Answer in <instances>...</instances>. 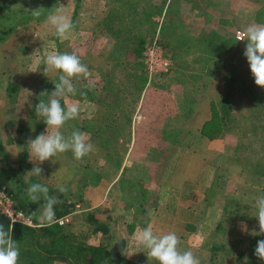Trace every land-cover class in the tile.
Returning <instances> with one entry per match:
<instances>
[{"label": "rangeland", "instance_id": "rangeland-1", "mask_svg": "<svg viewBox=\"0 0 264 264\" xmlns=\"http://www.w3.org/2000/svg\"><path fill=\"white\" fill-rule=\"evenodd\" d=\"M48 1L34 0L30 5L35 9ZM75 1L58 0L56 5L65 6V14L71 19ZM183 1L189 2L178 0L175 3L174 0L172 7H165L160 16L155 12L162 9L168 0H80L81 7L72 20L75 29L63 39L56 35L59 42L51 37L53 31L48 36L37 34V28L33 27L35 24L29 23L19 28L0 46V128L10 155L14 158L22 155L32 163L27 172L36 165L40 166L43 169V181L55 187L65 186L71 198L79 203L68 220L73 222L72 228L76 234L88 243H113L117 238L125 237L128 241L126 255L129 258L149 260L148 250L137 243L136 235L151 224L157 235L175 232L180 237V249L191 250L201 264H220L223 260L228 264L231 260L226 258L216 257L215 261L210 258L209 247L217 237L213 230L219 220L220 210L211 199L207 202L205 195L213 166L229 164L226 154L233 142L244 137L241 129L248 127L242 123L249 124L250 120L245 119L240 129L217 139L203 136L201 127L205 118L211 117L212 100L218 106L221 105V92L225 86L222 71L226 72L234 63L237 65L236 70L242 73L236 81L237 89L246 86L253 77L248 64L240 62L247 42H239L235 38L236 42L231 45L234 50L232 53L216 58L213 56L214 59L206 61L194 59L198 51L186 54L184 49L174 51L172 45H176L185 33L193 34L194 30L189 28L192 22L202 25L209 22L207 26L215 28L221 23L222 37L226 39H232L238 30L243 31L250 24L264 25V0H190L185 10L181 6ZM204 2L211 5L209 13L202 12L203 6L208 5H203ZM23 4L15 6L18 13L20 9L23 10ZM43 29L46 28L43 26ZM194 32H200L193 34L197 35L199 42L206 31L202 29ZM158 33L174 64L170 72L151 79L144 69L147 74L144 78L131 51L136 46L135 39L144 36L147 44ZM217 42V36H209L206 47L213 48ZM112 51L114 55H111ZM62 52H75L81 61L86 59L85 65L90 66V81L85 86L80 82L77 89H94L99 95L95 101L87 96L84 100L68 96L67 103L79 106L80 119L83 115L92 119H101L102 116L113 119L117 122V134H121V137L117 141L114 131L109 132L112 153L100 147L93 136L88 141L93 144V151L80 161L63 153L53 158L57 160L56 163L49 160L41 164L30 160L27 142L29 138L35 139L46 132L47 125L40 131L41 126L26 115L27 111L33 109L41 82L53 79L59 73L50 71L46 76L43 71L44 58L47 54ZM113 56L115 59H126L127 56L131 63L134 62L126 69L118 67L108 70L113 73L111 78L114 82V86L109 85L118 93L119 102L95 85L104 81L102 78L107 72L104 69ZM108 65L110 67L111 63ZM212 65L216 72L210 71ZM11 81L19 85L18 100L14 103L7 92ZM84 95H87L86 91ZM190 96H196L192 113L187 106ZM62 103H65L64 99ZM104 104L108 108H104ZM126 117L132 119L131 124L124 121ZM193 117L194 121L191 120ZM166 118H169L168 123L176 130L180 142L164 153L158 148L162 145L158 138ZM67 128L69 126L66 123L61 129L64 135ZM72 132L69 130L70 134ZM150 159H161L164 165L160 188L156 185L148 188L147 195L152 196L155 203L152 207L140 205L143 198L141 188L134 187L146 179L148 172L143 161ZM230 177L235 196L251 200L261 197L262 181H247L244 172L237 166L231 168ZM154 187L156 192H152ZM87 211H94L97 217L106 220L110 232L93 233L84 220ZM227 224L229 227L234 226L229 231L233 238L235 235L259 231L258 221L251 223L243 219L235 223L229 219ZM151 263L157 261L151 260ZM52 264L68 263L57 260Z\"/></svg>", "mask_w": 264, "mask_h": 264}, {"label": "trees", "instance_id": "trees-1", "mask_svg": "<svg viewBox=\"0 0 264 264\" xmlns=\"http://www.w3.org/2000/svg\"><path fill=\"white\" fill-rule=\"evenodd\" d=\"M32 2H34V0H26V2H23V0H0V46L5 43L11 35L15 34L19 28L29 23L30 25L35 24L33 27L37 28V34L41 36L52 35L54 32L51 37L57 40L58 37L55 34V28L47 22V17L50 13H54L57 8H63L65 10V6L56 5L58 0H50L46 3L43 2L41 3L42 5L35 8L38 9L43 7L42 15L36 18L31 14V11L34 10V7L30 5ZM18 3H24V7H22L23 10H19L20 13L16 11L17 8L15 7ZM74 3L75 9L71 21L73 17L78 14V9L81 7L80 0H76ZM165 5L166 3H164L162 9L157 10L155 13L161 16ZM43 22H45V25H43ZM42 25L46 29H43ZM135 40L137 42L136 46L133 47L131 51L135 56L133 60L139 65L138 67L141 70L142 76L145 78L147 74L144 72V69L147 71V68L143 60V51L147 39L142 36L140 39ZM233 41L234 39L222 38L212 49H215L219 56H225L231 51ZM60 50L62 51V49ZM111 55H114V51L111 52ZM125 58L126 59H115L114 56L111 57V61L107 63L108 67L104 69V71H107L102 78L104 81L101 82L102 84L95 83V85L99 86L101 91H105L104 94L114 97L116 102H119V95L110 87V85L114 86V82L111 78L113 77V73L108 70H113L118 67L126 69L134 63H131L132 61L129 60L127 56H125ZM82 62L85 64L86 59H83ZM240 62L245 63V65L248 64V68L250 67L244 55L241 56ZM110 63L111 65L109 67L108 64ZM87 67L90 66L87 65ZM236 68L238 67L234 63L226 72H221L224 76L225 84L221 92V105L218 106L214 99L212 100L211 117L207 119L201 127L203 136L209 139H217L225 133H233L237 131V129H240L242 127L241 123L245 119L250 120L249 124L242 123L248 127V129L243 130V127L241 129L243 132L242 136L244 137L233 142L226 154L229 164L213 166L209 177L205 199L207 202L211 199L213 204L219 206L220 210L219 220L213 230L214 235L217 237L215 241L211 243L209 251L211 252L210 258L213 261H215L216 257H221L226 258V260H231L228 264H264V260L259 259L255 255L257 241L264 240V235L247 233L240 236L235 235L233 238L229 235V231L233 230L234 226L229 227L227 224L229 219L232 222L235 221V223L243 219H247L251 223L258 221L256 217L257 209L255 207L256 199H242L241 197L235 196V191H232L230 182L232 167H240L247 177V181L249 179H258L262 181L261 196H264V88L256 85L255 81H253L255 80L254 77L250 76L252 78L248 80V84L243 87L240 86L237 89L236 81L239 80L242 73L240 74ZM212 70L216 72L213 65L210 68V71ZM61 74L62 73L59 72L53 79L41 82L38 86V95L33 103V109L27 111L26 117L33 122H37L36 124L41 126L40 131L44 130L46 123H44L43 117L36 116L35 106L40 102V99L47 100V97H40V93L45 90L50 93L54 90V83L58 82ZM87 81H90V78L74 79L73 83L77 88L80 82L85 86ZM85 91L87 95H80V93H84ZM7 92L9 99L13 103L16 102V100H18L17 93L19 92L18 83H16V81L9 82ZM96 93L94 89L85 88L79 90L77 95L69 96L77 100H84L87 96L90 100L95 101L97 96L99 98V95H96ZM102 97L104 99L106 98L103 95ZM194 97L196 96L189 97L190 101L187 105L191 113L193 112V105L196 101ZM62 102L63 99H61V104H63ZM105 107L108 108L106 104H104V108ZM118 107L120 108L121 105H118ZM23 111L26 110L23 109ZM119 114L123 113L119 112ZM194 117L191 119L192 121H194ZM124 121L128 125L132 123V119L129 117H126ZM164 121L163 131H161V136L158 138L160 140L159 143H162V145L158 148L166 152L167 150L175 148L180 142V139L176 134V130L168 123L169 121ZM116 123L117 122L113 121V119L108 116H102L101 119H92L83 115L82 119L76 118L67 122L69 128H67L65 137L71 135L69 130H80L87 135L88 141H91L90 139L94 136L100 147L105 148L108 153H112V137L108 135L109 132L114 131V139H117V141L121 137V134H117ZM250 136H252V139H250ZM138 141L139 138L137 142L135 140V143L137 144ZM147 147L149 148L150 145L147 144ZM0 153V190L3 186H7L15 206L29 215L35 223V226L18 222L12 224L10 218L0 212V224H3L6 230L9 226L12 227L11 237L18 243L20 250L19 264H52L57 260L67 262L68 264H153L150 260L144 258L137 260L129 258L126 255L128 241L125 237H119L113 243L92 244L76 234L72 228L73 222L71 223V221H69L60 224L59 219L69 217L77 210L79 203L71 198L72 196L70 194H62L58 191V187L47 184L42 180V176L27 177L28 182H26L25 175L32 163L27 161L22 155L19 158H14L10 155L3 139L1 128ZM64 154L73 160H77L71 151ZM143 163L146 164L145 168L148 172L147 177H145L146 179H144V181H139V185L136 183L134 187L135 189L138 187V189L141 188L143 198L141 199L140 205L152 207L155 203L153 197L147 195L148 188L153 185L160 188L162 184L160 176L164 173V171H162L164 165L161 159H150L148 161H143ZM29 182H38L46 185L49 188V195L56 196L62 201V203L55 206L54 223L48 224L41 219V213L45 203L43 198H41L38 203H34L28 198L26 189L29 186ZM152 192H156L155 187ZM80 199H82V197ZM146 201L148 203H146ZM139 207L141 206H138V208ZM84 220L88 222L93 233L101 232L107 234L110 232L107 221L97 217L94 211H87L84 214ZM155 264H158V262ZM220 264H225L224 260L220 262Z\"/></svg>", "mask_w": 264, "mask_h": 264}, {"label": "clouds", "instance_id": "clouds-1", "mask_svg": "<svg viewBox=\"0 0 264 264\" xmlns=\"http://www.w3.org/2000/svg\"><path fill=\"white\" fill-rule=\"evenodd\" d=\"M42 9H34L31 14L39 18L42 15ZM47 22L55 28V34L63 39L74 31L75 25L65 14L63 8H57L54 13H50ZM239 41H246V57L251 73L255 79L256 85L264 88V25L250 24L242 33L237 34ZM44 74L50 71H59L58 82H55L54 90L50 93L43 91L40 97H47V100L40 99L35 106L36 116L43 117L47 125L46 132H42L35 139L29 138L27 145L31 161L43 163L51 160L56 163L59 154L71 151L77 160L82 159L93 151V144L88 142V137L80 130H75L70 136L65 137L61 129L65 124L78 118L80 114L79 106L75 103L68 104L66 98L75 96L78 89L73 83L74 79H88L91 73L80 57L75 53H50L44 58ZM84 95V93H80ZM61 99L65 103L61 104ZM51 129L52 131H49ZM33 155L35 160H33ZM43 169L36 165L27 174L28 176H41ZM58 191L66 194L68 189L58 186ZM28 198L38 203L41 198L45 201L41 219L48 224L55 221V206L62 203L56 196L49 195V188L41 183H31L26 189ZM255 207L257 209L259 233L254 235H264V196L256 199ZM15 223V221H13ZM12 227L6 230L3 224H0V264H19L20 250L18 243L11 237ZM136 241L139 245L146 248L149 260H155L158 264H201L200 259L193 254L191 250L182 251L180 249V237L175 232L157 235L153 231L151 224L143 228L136 235ZM255 255L264 260V240L257 241Z\"/></svg>", "mask_w": 264, "mask_h": 264}, {"label": "built area", "instance_id": "built-area-1", "mask_svg": "<svg viewBox=\"0 0 264 264\" xmlns=\"http://www.w3.org/2000/svg\"><path fill=\"white\" fill-rule=\"evenodd\" d=\"M238 33H242V31L238 30L235 34L237 41H239L237 39ZM143 60L150 79L157 75L168 73L172 69L174 64L173 59L163 44L159 33L146 44L143 51ZM0 212L9 217L12 224L15 221V223L35 226L32 218L15 206L7 186H3L0 190ZM67 221H69L68 217L59 219L60 224H64Z\"/></svg>", "mask_w": 264, "mask_h": 264}, {"label": "crops", "instance_id": "crops-1", "mask_svg": "<svg viewBox=\"0 0 264 264\" xmlns=\"http://www.w3.org/2000/svg\"><path fill=\"white\" fill-rule=\"evenodd\" d=\"M172 1H174V0H168V3H166L167 6L165 5V7H170L171 8L172 7V3H173ZM177 1L178 0H175V3H177ZM188 1L189 2L183 1V4H181V6H182V8L184 10L185 9H188V8H186V4H190V0H188ZM198 4H200V3L198 2ZM205 4H208V5H207V7L206 6H203L204 9H203L202 12L208 11V13H209V10H210L209 8H211V5H209V3L204 2L203 5H205ZM72 7H73L72 11H74V9H75V3L73 4ZM219 18L221 20L223 19L221 16ZM205 24L206 25H202L200 22H192V25L189 26V28H192L194 31H198V30L201 31L202 29L204 31H206L205 33H203L201 35V37H203V38H200L199 39L201 41L198 42L197 41V35H193V34H200V32L198 33V32L192 31L193 32L192 35H187L185 33V35H182V39L183 40L180 39L178 43L176 42V45H172L174 47V51H177V49H178V52H180V50H183L184 49L186 54H188L187 52H192L193 51L194 53H196L198 51V53L193 56L194 59H199V60H204V61H206V60H212V59H214V57L215 58L218 57L219 54H217V51L215 49L213 50L212 48H207L206 47V42H207V38L209 36H211V37L212 36H217L218 37V43L221 41L222 38L225 39V37H222V34L223 33L221 32V30H223V27L222 26L220 27L221 23H220L219 27L216 26V28L215 27H208L207 25L209 24V22L208 23H205ZM172 27H174V25H172ZM195 29H197V30H195ZM232 39H234L233 42H236L235 37H233ZM185 45L188 46V47H184ZM233 51L234 50L232 49L230 52L232 53ZM173 91H175V87L173 88ZM207 119H209L208 116L205 118L204 122ZM165 120L169 121V118H166Z\"/></svg>", "mask_w": 264, "mask_h": 264}]
</instances>
